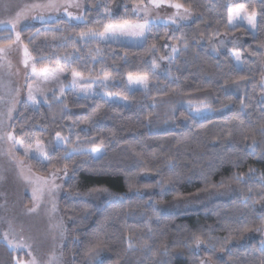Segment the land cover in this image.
Returning a JSON list of instances; mask_svg holds the SVG:
<instances>
[{
	"label": "trees",
	"instance_id": "obj_1",
	"mask_svg": "<svg viewBox=\"0 0 264 264\" xmlns=\"http://www.w3.org/2000/svg\"><path fill=\"white\" fill-rule=\"evenodd\" d=\"M180 2L191 6L193 21L177 27L154 24L138 47L85 44L79 37L86 27L103 30L109 23L137 20L132 0H84L82 23L56 19L20 30L37 68H75L94 77L106 71L121 83L96 85L95 91L128 101L82 98L67 89L62 98L52 94L37 109L21 105L11 123L14 136L42 141L52 154L55 168L30 159L33 173L46 177L59 168L63 174L67 164L59 200L67 223L64 264H200L202 258L212 264H264V5L242 1L257 15L252 35L244 27L228 28L225 0ZM9 36V29H1L0 44ZM73 43L77 50L66 61L65 49L72 51ZM232 50L241 53L239 69ZM167 56L173 59H161ZM153 59L158 68H152ZM129 73H146L149 90H127L123 81ZM202 101L210 105L208 114H192L189 102ZM57 132L72 140L68 151L88 152L95 142L102 143L103 154L65 161L55 145ZM227 185L238 188L239 195L185 213L158 210ZM196 235L206 241L200 254L194 250ZM209 240L217 243L215 249L208 247ZM225 240L229 243L221 250L218 242ZM16 258L26 255L0 240V264H15Z\"/></svg>",
	"mask_w": 264,
	"mask_h": 264
},
{
	"label": "rangeland",
	"instance_id": "obj_2",
	"mask_svg": "<svg viewBox=\"0 0 264 264\" xmlns=\"http://www.w3.org/2000/svg\"><path fill=\"white\" fill-rule=\"evenodd\" d=\"M242 1L243 0H225L228 9L232 8L234 14L237 11V8L240 9L241 18L235 19L233 23L239 25L238 27H244L248 32L254 35L257 27V15L254 13L256 26L252 27L248 24L246 17L253 13L245 9ZM260 1L264 5V0ZM34 3L44 4L47 3V0H0V20L7 21L12 19L17 12L24 10L26 7ZM79 3L82 5L81 8H69L68 11H71L74 15H84L86 9L84 0H79ZM174 12L175 9L167 6H162L159 9H152L147 17V19L151 21V23L147 25V35L149 34V29L152 25L164 24L161 23L160 20H166L167 17ZM38 14H43L45 16L44 23L56 19H64L72 24H79L85 21V19L83 21H77L75 19L69 20L63 9L59 12L37 9L33 10L27 18L21 19L20 23L17 24L16 30L20 31L26 27L44 24L39 20L32 19V15ZM143 15V13L139 14L140 17H143ZM49 16H51L52 19H48ZM192 21L193 15L191 14L186 20L178 19L177 24L172 26L177 27L186 25ZM143 22L144 20L142 18H138L137 20L128 23L135 24ZM228 28L231 30L236 29L230 27L229 24ZM1 29L5 28L0 26V30ZM7 29H9L10 35L15 39V33L10 30L11 25H8ZM119 40L120 42H100L134 47L141 46L144 43V40L132 36L120 37ZM221 41L223 43L224 39ZM233 51L236 50H232L231 55ZM232 57L235 66L238 69L241 68L242 61H237L233 55ZM24 59V49L19 42L13 44L10 49H7L5 54H3V58L0 59V136L4 137V139H0V240L6 243L2 236L4 232H8L9 237L14 239L16 243H23L25 245V247L16 250L17 252H22L26 255V253L31 250L32 255L37 259L38 264H64L62 250L66 242L67 223L61 216L59 200L63 194V185L66 176L64 174L56 173L58 178L55 183L60 185V187L56 189L53 194H49L45 190L43 194L37 193V197L39 198L34 197L33 191L38 187V184L35 183L37 178L51 179L52 173L46 177H41L33 173L29 167V160L35 159V154H31L29 157H24L22 154L23 150L14 147L12 142L7 140L6 133L12 132L11 123L21 105L25 104L31 109H37L40 104L45 103L44 98L38 95V90H45V95L47 97L52 95L53 91H55L58 99H60L63 96L59 95V89L63 87L64 92L67 89H70L76 96L82 98L85 97L79 94V92H74L70 87L71 72H68L67 69L61 66H52L48 67L47 71L40 72L39 69L41 68H37V73L33 74L31 70V64L34 63L33 59L29 62L27 68L24 66ZM57 68H62L63 72L53 71V69ZM66 77H68L67 84L65 82ZM85 77L89 79L95 78L94 76ZM127 77H125L123 81L127 90L144 91L137 86H130ZM114 83L121 82L112 79L110 85ZM96 85L102 86L99 81L93 84L91 89H89L91 94L87 98L100 96L109 102L128 104L127 99L121 95L114 94L108 96L105 93L96 92L94 89ZM262 85H264V74L261 81V88ZM29 86L33 93L37 94L39 103L36 105H33L28 99ZM260 100L264 103V91ZM13 104L15 105V108L9 117L8 110ZM190 112L196 116H204L208 114L209 111L205 110L202 114H197L195 111ZM22 141L25 145L28 144V142L24 140ZM36 142L32 144L35 145ZM102 154L103 149L101 154L93 153L92 156L96 158ZM239 193L240 190L238 188L227 185L222 188L210 189L190 197L177 199L160 205L158 206V210L161 213H185L195 211L207 208L214 203L236 197ZM53 205H55V207H53ZM262 234L264 235V228ZM29 245L31 246L30 249L28 247ZM194 250H196L198 254L203 253L204 251V249L202 251V247H198L197 245ZM31 258L32 257L26 255V258L23 260L28 261ZM202 260L206 261V264H212L205 258H202Z\"/></svg>",
	"mask_w": 264,
	"mask_h": 264
},
{
	"label": "snow or ice",
	"instance_id": "obj_3",
	"mask_svg": "<svg viewBox=\"0 0 264 264\" xmlns=\"http://www.w3.org/2000/svg\"><path fill=\"white\" fill-rule=\"evenodd\" d=\"M133 2V8L131 11L138 17L142 18L144 20L143 23H135L130 24L125 20L124 23H109L103 26V30H97L92 27H86L85 29H82L79 32L80 41L88 44L92 41H96L99 43L100 41H115L120 42V37H126V36H132L137 37L142 40H147V25L151 23L147 19L152 9H159L162 6H167L169 8L175 9V12L172 15H169L167 19H161L160 22L164 23L165 25H174L177 24L178 19L179 20H186L188 17L192 14L193 9L191 6H186L184 3L180 2V0H147V3H145V0H132ZM82 5L79 3V0H47V3L41 4V3H34L26 7L24 10L17 12L14 18L9 19L7 21L0 20V26H3L5 29L8 28V25H11V32L15 33V39H12L11 35L7 38V43L0 44V59L3 58V54H5L7 49H10L13 44H16L19 42L24 49V56L25 59L23 61L25 68L29 66V62L33 59V57L30 55L28 50V45L23 44V41L21 40V32L16 30L17 24L20 23L21 19L27 18V16L33 11L37 9H44V10H50V11H56L59 12L61 9H63L64 13L67 15L69 20L75 19L77 21H83L85 19L84 15H74L71 11H68L69 8H81ZM106 8V12L109 16H111V12L107 9V6L104 5ZM87 11V10H86ZM129 11L127 6L125 5V12ZM143 13V17H140L139 14ZM241 18L240 17V9L237 8V11L235 14L233 13V9H228V24L232 28H236L239 25L234 24L233 21L235 19ZM32 19L39 20L41 23L45 22V16L43 14L38 15H32ZM48 19H52L51 16L48 17ZM247 22L252 27L256 26V20H255V14L248 15L246 17ZM63 21H61L62 23ZM39 31V30H37ZM30 39H32L30 37ZM53 39H55V36H53ZM66 39V38H65ZM152 48H155V45L153 44L151 46ZM75 43L72 45V51H68L65 49V56L64 59L66 61L69 60V58L72 56V52L76 51ZM97 54H99V49L96 50ZM178 52V49L173 47L172 53L175 54ZM232 55L235 57L237 61H241V55L238 51H233ZM161 59H166L171 61L173 59L172 56L167 57H161ZM159 64L155 59L152 61V68H158ZM31 70L32 73H37L38 69L35 63L31 64ZM48 70V66L45 65L43 68L39 69L40 72H45ZM53 71L56 72H63L62 68L53 69ZM92 75L91 73L89 74ZM112 76L109 75L106 71H102L100 73L95 74L94 79L86 78L84 75H82L80 72H78L75 68L71 69V82L70 87L74 92H79V94L83 95L85 98H87L91 93L89 92V89H91L92 85L97 83V81L100 82L102 86L105 88L110 86V82L112 81ZM241 79H245L244 77H241ZM128 84L130 86H137L138 88H142L144 91L149 90V77L146 73L140 74V73H129L127 77ZM262 91H264V85H262ZM18 94V91H17ZM108 96H111V92L105 93ZM38 95L42 96L44 98V102L47 103L49 100V97L45 95V90L41 89L38 90ZM59 95H64V88L61 87L59 89ZM56 96V92L53 91V97ZM29 101L32 102L33 105H36L39 103L38 97L36 93H33L31 90V87L29 86V95H28ZM15 105L13 104L12 107L8 110L9 117L11 116L12 111L14 110ZM189 109L190 111H195L197 114H202L205 110H210V105L207 103H204L203 101L200 104L192 105L191 102H189ZM262 134H264V130H262ZM6 138L8 141H11L14 147H18L19 149L23 150V156L29 157L31 154H35L34 158L37 160V162L48 166L55 168V165L52 164L51 156L52 154L49 153V151L46 149L45 145L42 141H37L35 145L32 143H28L27 145L24 144V142L21 139H18L16 136H14L13 132L6 133ZM0 139H4L3 136H0ZM77 141H79L80 137L77 135L75 137ZM72 143V140L69 137L62 136L60 132H57L55 135V145L57 149L64 152L63 160L67 161L72 158L73 155H89L91 156L93 153L101 154L102 153V143L96 144L93 142V146L91 147V150L89 152H83V151H68L67 146ZM258 147L255 140H253V143L251 145L252 152H255L256 148ZM61 171V169L57 168L56 171L52 172L51 179H41L37 178L35 183L38 184V187L34 189L33 195L34 197H37V193L43 194L46 190L49 194H53L56 189L60 187V185L56 184L55 181L58 178L57 172ZM63 174L67 176V164L64 165ZM237 179H240V177H237ZM39 198V197H37ZM261 199H264V194L261 195ZM55 207V205H53ZM34 210V209H33ZM245 230H251V229H245ZM261 230V229H257ZM3 240L6 241L7 246L12 249L13 251H16L20 248L25 247L23 243H16L14 239L9 237L8 232H4L2 236ZM231 239V238H229ZM198 247L202 244H205L206 241L199 235H196L194 237L193 241ZM208 247L211 249H215L217 247V243H213L210 240L207 242ZM219 247L221 250L224 249V246L229 243V240L218 242ZM29 249L31 246H28ZM96 247H99V245H96ZM129 247H131V244H129ZM262 252H264V248L261 249ZM26 255L32 257L28 261H24L20 258L15 259V264H38L37 259L32 255L31 250H29ZM200 264H206V261H201Z\"/></svg>",
	"mask_w": 264,
	"mask_h": 264
}]
</instances>
